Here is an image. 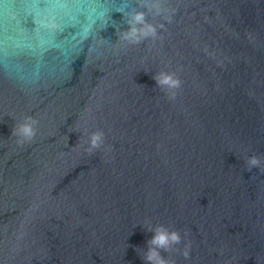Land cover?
I'll list each match as a JSON object with an SVG mask.
<instances>
[{
    "label": "water",
    "instance_id": "obj_1",
    "mask_svg": "<svg viewBox=\"0 0 264 264\" xmlns=\"http://www.w3.org/2000/svg\"><path fill=\"white\" fill-rule=\"evenodd\" d=\"M142 3L61 0L45 36L34 4L0 0V264H145L156 224L189 247L161 250L175 264H264V171L243 163L264 169V0H164L158 38L118 40Z\"/></svg>",
    "mask_w": 264,
    "mask_h": 264
},
{
    "label": "clouds",
    "instance_id": "obj_2",
    "mask_svg": "<svg viewBox=\"0 0 264 264\" xmlns=\"http://www.w3.org/2000/svg\"><path fill=\"white\" fill-rule=\"evenodd\" d=\"M142 8L145 10H135L127 13L124 17V23L127 28L122 29L118 36V40H123L129 44H139L143 40L159 37L158 28H163L164 24H152L147 18V13L155 16H161L163 20L171 22V10L165 7L164 0H143ZM123 16V14H122ZM50 26H52L50 24ZM155 86L159 88L169 99H175L177 90L181 87V80L174 71L161 70L152 74ZM38 121L33 116H25L17 122L11 129V135L17 138L18 144L30 142L37 133ZM104 132L102 130H94L87 134L86 147L84 151L89 154L101 149L104 145ZM245 170L251 171L253 168L264 171L261 168L262 160L259 156L252 154L247 156L243 161ZM145 230L151 232L152 235L146 241V247L141 248L142 254L138 253L145 264H175V260L168 255H161V250L165 253L178 251L185 258L189 257L190 250L187 244L183 249L177 248L182 242L180 231L169 229L163 224L148 225Z\"/></svg>",
    "mask_w": 264,
    "mask_h": 264
},
{
    "label": "snow or ice",
    "instance_id": "obj_3",
    "mask_svg": "<svg viewBox=\"0 0 264 264\" xmlns=\"http://www.w3.org/2000/svg\"><path fill=\"white\" fill-rule=\"evenodd\" d=\"M30 3L36 6L33 15L35 20L33 23L39 32L45 36H50L55 31L56 24L52 21L58 22V8L57 5L61 0H29ZM49 16L52 20H49ZM50 24L52 26H50ZM3 46V37L0 36V48Z\"/></svg>",
    "mask_w": 264,
    "mask_h": 264
}]
</instances>
